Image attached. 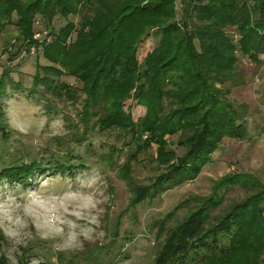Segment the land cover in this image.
<instances>
[{
  "label": "trees",
  "instance_id": "1",
  "mask_svg": "<svg viewBox=\"0 0 264 264\" xmlns=\"http://www.w3.org/2000/svg\"><path fill=\"white\" fill-rule=\"evenodd\" d=\"M56 17L65 21L58 29L53 28ZM40 19L50 30L49 39L34 37ZM11 23L24 47L41 49L49 62H36L28 90L45 97L46 114H56L57 103L77 104L70 124L77 126L74 140L82 142L96 130L116 133L124 145H134L122 177L131 191L130 205L193 180L224 138H248L241 111L246 106L236 105L230 92L245 84L241 61L262 64L264 0H0V33ZM152 32L159 35L157 44L140 57L139 47ZM10 72L6 67L0 75L2 139L10 132L1 102L5 82L22 89ZM64 75L81 87L62 81ZM129 99L145 108L136 120L124 108ZM167 135L176 136L181 152L170 148ZM153 144L160 172L147 185H137L130 177L132 160ZM118 150L110 148L112 154ZM86 168L83 158L69 151L64 157L3 166L0 183L25 186L36 173L51 171L73 179ZM235 186L243 188L245 196L224 206ZM187 202L192 205L181 219L169 226L159 223L157 236L162 240L154 264H261V182L241 173L226 174L214 181L208 196Z\"/></svg>",
  "mask_w": 264,
  "mask_h": 264
},
{
  "label": "rangeland",
  "instance_id": "2",
  "mask_svg": "<svg viewBox=\"0 0 264 264\" xmlns=\"http://www.w3.org/2000/svg\"><path fill=\"white\" fill-rule=\"evenodd\" d=\"M177 15H181L179 1ZM71 19L77 21V17ZM64 23L56 17L53 28ZM34 29V37L49 39L50 30L41 19ZM21 38L12 23L0 33V75L10 67V79L22 86L16 89L5 82L1 102L10 132L5 139L0 136V168L32 159L64 157L69 151L80 155L87 168L73 179L51 171L36 173L25 186L0 183V264H154L162 240L157 236L159 223L164 221L169 226L181 219L192 205L187 202L189 198L208 196L214 181L231 173L245 174L264 185V61L259 66L241 61L245 84L230 92L236 105L246 106L241 111L248 138H224L193 180L130 205L131 191L122 177L123 164L134 145H124L116 133L96 130L85 134L87 139L82 142L74 140L77 126L70 124L76 119L77 104L57 103L58 112L46 114L45 97L38 92L30 95L28 90L33 85L36 62H49L41 49L25 48ZM158 38L155 32L150 33L146 44L139 47V56L154 47ZM60 79L81 87L74 77L64 75ZM124 108L134 120L145 112L131 99L124 102ZM66 114L71 121L64 117ZM78 129L82 131L80 126ZM166 139L171 149L181 152L175 145L176 136L167 135ZM113 146L120 150L112 154ZM155 149L153 144L132 160L130 177L135 184L147 185L160 172ZM245 194L243 188L235 186L227 193L224 206ZM170 213L173 215L168 218Z\"/></svg>",
  "mask_w": 264,
  "mask_h": 264
},
{
  "label": "built area",
  "instance_id": "3",
  "mask_svg": "<svg viewBox=\"0 0 264 264\" xmlns=\"http://www.w3.org/2000/svg\"><path fill=\"white\" fill-rule=\"evenodd\" d=\"M36 36H38V35H36ZM262 60L264 61V53H263V55H262Z\"/></svg>",
  "mask_w": 264,
  "mask_h": 264
}]
</instances>
